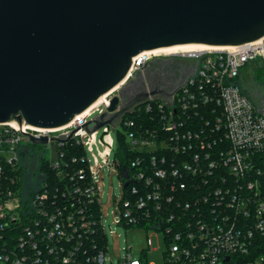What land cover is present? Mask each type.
<instances>
[{
  "label": "built area",
  "instance_id": "obj_1",
  "mask_svg": "<svg viewBox=\"0 0 264 264\" xmlns=\"http://www.w3.org/2000/svg\"><path fill=\"white\" fill-rule=\"evenodd\" d=\"M151 53L134 57L126 80L66 127L0 126L4 163L19 162L21 147L30 143L24 136L29 133L47 136L46 148L75 140L86 152L82 162L88 164L90 175L87 181L85 170L80 169L67 184L55 185L42 179L29 203L28 213L36 216L27 221L21 216L19 195L2 180L5 170L0 165V243L12 241L0 255L1 264H106L99 173L116 150L111 132L117 134L123 128L126 116L142 112L150 113L159 124L144 130L140 139L137 132H130L132 150L157 154L151 158L148 175L124 179L120 174L123 196L113 224L161 234L165 242L161 264H264V256H257L259 238L264 237V88L258 92L251 86L264 72V38L239 47L170 56L190 60L193 74L169 100L149 95L113 124L100 128L104 151L97 155L99 130L90 133L84 126L102 115L116 96L120 108L126 100L120 92L128 82L144 76L152 60L166 58ZM146 90L149 93V85ZM250 92L259 93V104ZM124 125L135 128L131 119ZM64 157L58 150L57 159H50L54 170L62 172ZM12 224H19L23 232L18 239L10 235L15 229ZM151 245L148 239L138 259L128 254L119 264H156L148 259Z\"/></svg>",
  "mask_w": 264,
  "mask_h": 264
},
{
  "label": "water",
  "instance_id": "obj_2",
  "mask_svg": "<svg viewBox=\"0 0 264 264\" xmlns=\"http://www.w3.org/2000/svg\"><path fill=\"white\" fill-rule=\"evenodd\" d=\"M263 38L264 0H0V126L70 125L119 87L133 58L144 52L231 48ZM153 76L155 81L145 74L128 82L120 108L116 96L84 128L93 133L149 95L169 100L181 88L162 91L159 75ZM24 136L33 145L49 143L47 136ZM122 175L128 179V170Z\"/></svg>",
  "mask_w": 264,
  "mask_h": 264
},
{
  "label": "trees",
  "instance_id": "obj_3",
  "mask_svg": "<svg viewBox=\"0 0 264 264\" xmlns=\"http://www.w3.org/2000/svg\"><path fill=\"white\" fill-rule=\"evenodd\" d=\"M260 74L262 73L259 72L258 75ZM128 119L134 121L135 128L125 127L124 123ZM122 123L123 128L120 129L116 134V150L114 153V161L118 163V171L121 174L125 170H128V176L130 178H133L138 173H144L145 175H148L151 158L154 154H157V152L148 149H145L142 152L132 150L128 134L132 131L137 132V138L140 139L144 130L149 127H155V125L159 124V121L155 118H152L150 113L142 112L139 115L126 116L122 120ZM45 148V146L27 143L23 145L19 151L20 160L18 163L10 165L8 163H4L5 161L0 160V165H3L5 170L2 180L5 181V186H8L15 193H17V195H19L22 204V210H20L21 216L27 221L33 220L36 216L34 212L28 213V210L30 208L29 203H31L33 196L39 191H34L33 188H30L27 191V194L24 195L25 170L23 158L31 157L33 159V156H37L36 163L39 171L38 173L43 177V183L46 180L53 185L59 184L60 181H62L64 184H67L66 182H70L72 175L75 172H78L80 169L85 170L86 180L88 181L90 179L88 164L86 162H82V158L86 157V152L82 146L77 145L75 140L66 143L62 147L58 146V150H61V152L65 155L64 159L61 161L62 172L53 169L51 160L46 156ZM73 158H77V162H72ZM138 160L141 161V163L133 167L132 164ZM68 173L70 174L69 176L67 175ZM128 189H126L127 194L129 192ZM18 226L19 224H12L11 227L15 229L10 234L12 237L15 236L17 239L23 235V232L21 233V229H18ZM259 239L260 240L257 245V256H264V237ZM9 245L10 247L12 246V241H9L8 244H6L5 241L0 243V255L5 251V247L10 248L8 247Z\"/></svg>",
  "mask_w": 264,
  "mask_h": 264
},
{
  "label": "rangeland",
  "instance_id": "obj_4",
  "mask_svg": "<svg viewBox=\"0 0 264 264\" xmlns=\"http://www.w3.org/2000/svg\"><path fill=\"white\" fill-rule=\"evenodd\" d=\"M162 57H170L166 55H161ZM160 56V57H161ZM179 56V55H177ZM159 57V56H158ZM251 84V81L249 85ZM257 85H251L252 88H259L258 92L264 88V72L257 78ZM256 104H259V100H254ZM93 118V117H92ZM91 119V118H90ZM93 128V124L90 126ZM113 139H116V133L111 132ZM103 136V130H99L97 133L98 143L94 146L95 153L98 155L99 152L104 151V146L100 143L101 137ZM116 148V145H115ZM114 148V149H115ZM47 150V157L51 160H56L58 157V146L53 144L52 147L48 146L45 148ZM114 150L112 156L110 157V162L108 166L103 163V168L99 173V182L101 186V213L102 220L107 236V249H106V264H119L128 254L132 258L138 259L140 256L141 249L147 248V240L150 239L152 245L148 249V259L154 261L156 264H161L162 253L165 249V242L161 234L153 231H144L141 229H125L123 226L114 225L113 217L115 215V208L118 206L119 201L123 196V182L118 171V168L114 164ZM90 158L91 165L94 161L91 155ZM24 160V170H25V186L24 195L30 188L37 189L42 183V176L38 173L37 167V156L29 158H23ZM102 162V159H99ZM114 230V234L110 231Z\"/></svg>",
  "mask_w": 264,
  "mask_h": 264
},
{
  "label": "flooded vegetation",
  "instance_id": "obj_5",
  "mask_svg": "<svg viewBox=\"0 0 264 264\" xmlns=\"http://www.w3.org/2000/svg\"><path fill=\"white\" fill-rule=\"evenodd\" d=\"M194 70V64L183 57H168L164 59H155L152 60L145 68L144 75L148 74L149 80L155 81L153 74L157 73L159 75V85L162 91H172L181 87L192 75ZM139 78V77H138ZM137 81V80H136ZM143 85L146 89V85L148 81L145 79ZM252 97L255 100H258L259 95L258 92H250ZM160 98L163 97L161 95H156Z\"/></svg>",
  "mask_w": 264,
  "mask_h": 264
},
{
  "label": "bare ground",
  "instance_id": "obj_6",
  "mask_svg": "<svg viewBox=\"0 0 264 264\" xmlns=\"http://www.w3.org/2000/svg\"><path fill=\"white\" fill-rule=\"evenodd\" d=\"M216 48L202 46V45H181V46H174L171 48H165V49H159L152 51L151 54H153L156 57H160L161 55L166 56H177L182 54H191V53H197V52H203L208 50H215ZM12 126L18 128L16 124H12Z\"/></svg>",
  "mask_w": 264,
  "mask_h": 264
}]
</instances>
